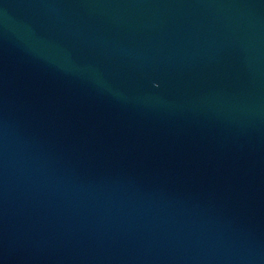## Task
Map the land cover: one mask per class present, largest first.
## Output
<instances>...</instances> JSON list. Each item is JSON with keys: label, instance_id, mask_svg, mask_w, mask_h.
I'll return each instance as SVG.
<instances>
[{"label": "water", "instance_id": "95a60500", "mask_svg": "<svg viewBox=\"0 0 264 264\" xmlns=\"http://www.w3.org/2000/svg\"><path fill=\"white\" fill-rule=\"evenodd\" d=\"M0 264H264V0H0Z\"/></svg>", "mask_w": 264, "mask_h": 264}]
</instances>
